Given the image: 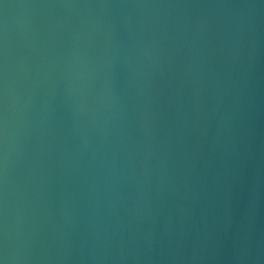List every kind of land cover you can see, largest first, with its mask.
<instances>
[{
  "label": "water",
  "instance_id": "obj_1",
  "mask_svg": "<svg viewBox=\"0 0 264 264\" xmlns=\"http://www.w3.org/2000/svg\"><path fill=\"white\" fill-rule=\"evenodd\" d=\"M8 264H264V0H0Z\"/></svg>",
  "mask_w": 264,
  "mask_h": 264
},
{
  "label": "clouds",
  "instance_id": "obj_2",
  "mask_svg": "<svg viewBox=\"0 0 264 264\" xmlns=\"http://www.w3.org/2000/svg\"><path fill=\"white\" fill-rule=\"evenodd\" d=\"M9 258L6 251L0 252V264H8Z\"/></svg>",
  "mask_w": 264,
  "mask_h": 264
}]
</instances>
